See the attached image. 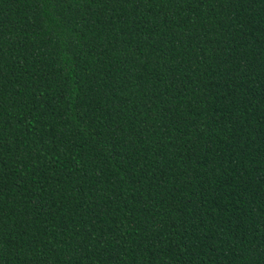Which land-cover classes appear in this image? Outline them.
I'll list each match as a JSON object with an SVG mask.
<instances>
[{"label":"trees","instance_id":"1","mask_svg":"<svg viewBox=\"0 0 264 264\" xmlns=\"http://www.w3.org/2000/svg\"><path fill=\"white\" fill-rule=\"evenodd\" d=\"M0 264H264V0H0Z\"/></svg>","mask_w":264,"mask_h":264}]
</instances>
